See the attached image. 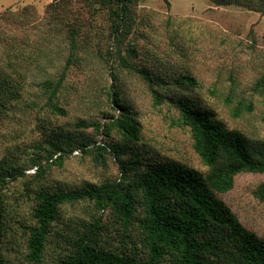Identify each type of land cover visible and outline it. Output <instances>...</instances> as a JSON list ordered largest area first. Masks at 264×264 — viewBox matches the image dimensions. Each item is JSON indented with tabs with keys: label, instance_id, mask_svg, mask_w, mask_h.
<instances>
[{
	"label": "rangeland",
	"instance_id": "obj_1",
	"mask_svg": "<svg viewBox=\"0 0 264 264\" xmlns=\"http://www.w3.org/2000/svg\"><path fill=\"white\" fill-rule=\"evenodd\" d=\"M54 1L0 0V33L3 34L0 62L6 63L11 58L22 67V76L16 79L24 86L21 98L13 102V109L0 119V162L9 158L11 152L20 157L19 148L28 150L30 156L35 150L34 144L44 146L47 136L38 127L40 119L77 140L98 141L102 145L123 141L116 131L107 137L91 124L107 123L105 112L118 115L111 109L106 95L113 80L94 52L106 40L99 39L84 0H62L61 4ZM29 5L32 7L20 12ZM17 8L20 10L16 11ZM68 11H75V15L85 21L81 40L88 44L91 57L74 65L69 72L60 95L67 115L61 116L43 106L44 95L39 85L42 76L32 69L35 61L40 60L39 66L46 75L51 73L58 77L62 72L69 42L61 23L74 19L73 14L67 16ZM138 11L139 32L133 42L139 56L135 64L168 71L165 75L183 72L193 75L199 82L197 88L187 92L193 101L199 100L203 107L215 112L225 127L240 131L252 145H264V84L257 89L264 77V12L236 4L219 5L210 0H140ZM8 39L10 46L5 47ZM41 50L43 56H40ZM16 55L18 57L14 58ZM115 67L113 72L117 74L116 83L122 98L137 114L142 126L139 147L160 161H177L207 171L193 148L191 132L176 123L178 111L167 104L157 105L137 74L116 64ZM242 101L253 104L254 110L236 116L235 108ZM80 121L91 125L82 127ZM34 174L33 170H27L24 177L11 180L5 187L0 185L5 233L0 242V256L8 264H34L28 259V233L24 228L33 222L34 191L42 187L76 189L86 182L102 184L121 178L118 161L110 156L103 161L96 151L75 154L67 158L62 167H49L44 178ZM263 182L264 174L242 173L236 177L234 188L219 197L245 226L264 239V201L255 194ZM99 215L89 201L64 205L61 218L53 228L56 235L63 236L51 237L41 264H57L71 249L65 239L75 236L76 223L92 222ZM103 220V237L115 239L110 242L114 241L119 247L121 243L114 233L118 226L112 214L105 212Z\"/></svg>",
	"mask_w": 264,
	"mask_h": 264
},
{
	"label": "trees",
	"instance_id": "obj_2",
	"mask_svg": "<svg viewBox=\"0 0 264 264\" xmlns=\"http://www.w3.org/2000/svg\"><path fill=\"white\" fill-rule=\"evenodd\" d=\"M210 1L264 12V0ZM54 2L61 4L63 1ZM84 2L99 39L104 37L106 40L94 52L113 80L111 87L106 89V95L112 104L111 109L118 112V115L105 112V124L97 121L91 124L107 137L116 131L123 141L102 145L98 141L77 140L40 119L38 127L47 136L44 146L34 144L35 150L30 156L25 149L20 151L19 148L20 157L11 152L9 158L0 162V185L5 187L11 180L24 177L27 170H33L34 176L40 179L44 178L49 167H62L67 158L93 151L103 161L106 156L118 161L121 178L102 184L86 182L76 189L63 186L42 187L34 191L33 222L24 226L28 233L29 261L42 263L49 241L56 235L53 228L61 218L62 207L89 201L100 215L92 222L81 220L76 223L75 236L65 239L71 249L57 264H264V239L245 226L219 197L234 188L238 175L264 174V145H252L240 131L225 127L215 112L203 107L199 100L193 101L187 94L199 86L193 75L184 72L165 75L168 71L135 64L139 52L133 39L139 32L137 15L140 0ZM31 7H24L20 12ZM75 13L68 11L67 16L73 14L74 19L61 23L63 32L68 34L69 52L59 76L46 75L43 67L39 66L40 60L35 61L32 69L38 70L42 76L39 85L44 95L43 106L61 116L67 115L61 106L60 95L69 72L74 65L91 57L88 44L81 40L85 21ZM2 36L0 33V44ZM9 46L8 39L5 47ZM40 56H43L42 50ZM0 63L3 64L0 66V119H3L13 109V102L21 98L24 86L16 79L22 76V67L11 58ZM115 64L137 74L146 83L157 105L167 104L178 111L176 123L191 132L193 148L207 171L202 172L177 161H160L139 147L142 126L137 114L122 98L116 83L117 74L113 72ZM263 84L264 77L258 82L257 89ZM253 110V104L242 101L235 108V115L241 116ZM91 124L79 122L82 127ZM26 160L29 162L27 166ZM255 194L264 201V182ZM2 209L0 204V242L5 234ZM107 211L118 226L114 233L121 243L119 247L114 244L115 239L103 237V216ZM58 236L63 235L57 233ZM0 264H8L3 256H0Z\"/></svg>",
	"mask_w": 264,
	"mask_h": 264
}]
</instances>
